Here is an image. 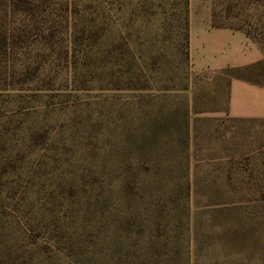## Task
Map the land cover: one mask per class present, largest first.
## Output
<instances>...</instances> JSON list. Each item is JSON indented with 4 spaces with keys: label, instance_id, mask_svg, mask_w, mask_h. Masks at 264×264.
Here are the masks:
<instances>
[{
    "label": "rangeland",
    "instance_id": "rangeland-1",
    "mask_svg": "<svg viewBox=\"0 0 264 264\" xmlns=\"http://www.w3.org/2000/svg\"><path fill=\"white\" fill-rule=\"evenodd\" d=\"M264 0H0V264H264V120L226 118L190 29Z\"/></svg>",
    "mask_w": 264,
    "mask_h": 264
},
{
    "label": "crops",
    "instance_id": "crops-1",
    "mask_svg": "<svg viewBox=\"0 0 264 264\" xmlns=\"http://www.w3.org/2000/svg\"><path fill=\"white\" fill-rule=\"evenodd\" d=\"M190 47L197 71L210 70L223 76L226 118L264 120V86L236 75L261 58L256 56L255 45L244 34L215 27L207 21L192 25Z\"/></svg>",
    "mask_w": 264,
    "mask_h": 264
},
{
    "label": "trees",
    "instance_id": "trees-1",
    "mask_svg": "<svg viewBox=\"0 0 264 264\" xmlns=\"http://www.w3.org/2000/svg\"><path fill=\"white\" fill-rule=\"evenodd\" d=\"M254 83H256V84H258V85H260V86H263L262 84H260V83H258V82H255V81H254Z\"/></svg>",
    "mask_w": 264,
    "mask_h": 264
}]
</instances>
